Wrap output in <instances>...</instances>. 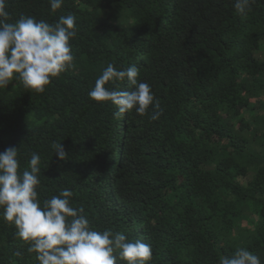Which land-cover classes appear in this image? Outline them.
I'll return each mask as SVG.
<instances>
[{"label":"trees","instance_id":"obj_1","mask_svg":"<svg viewBox=\"0 0 264 264\" xmlns=\"http://www.w3.org/2000/svg\"><path fill=\"white\" fill-rule=\"evenodd\" d=\"M7 11L76 17L74 67L44 93L0 89V152L18 148L22 169L40 156L41 201L71 190L94 229L149 244L148 264H219L239 247L264 264V0L243 15L235 0H64L56 12L7 0ZM109 63L138 68L158 120L117 119L90 99ZM16 231L0 209V264H39Z\"/></svg>","mask_w":264,"mask_h":264},{"label":"clouds","instance_id":"obj_2","mask_svg":"<svg viewBox=\"0 0 264 264\" xmlns=\"http://www.w3.org/2000/svg\"><path fill=\"white\" fill-rule=\"evenodd\" d=\"M52 12L60 9L64 0H48ZM254 0H235L240 14L251 11ZM7 0H0V89L14 80L25 89L44 93L52 78L74 67L70 41L77 36L76 17L60 16L55 23L21 17L10 22ZM136 66L118 70L109 63L88 93L96 102H111L117 109V119L126 113L153 121L162 115L159 101L151 86L139 78ZM127 82L128 90L106 87L110 82ZM150 107L153 109L149 112ZM52 148L60 160L68 155L62 143ZM16 147L0 152V209L3 219L15 225L16 235L29 244L39 264H148L151 246L139 239L129 240L121 232L107 228L94 229L82 208L72 206L73 192L63 189L58 195L43 201L37 191L41 181V158L32 153L28 166L21 168ZM219 264H261L259 257L244 247Z\"/></svg>","mask_w":264,"mask_h":264},{"label":"rangeland","instance_id":"obj_3","mask_svg":"<svg viewBox=\"0 0 264 264\" xmlns=\"http://www.w3.org/2000/svg\"><path fill=\"white\" fill-rule=\"evenodd\" d=\"M259 57L263 58L264 57V50L258 53Z\"/></svg>","mask_w":264,"mask_h":264}]
</instances>
